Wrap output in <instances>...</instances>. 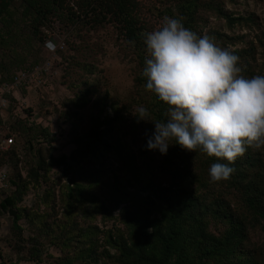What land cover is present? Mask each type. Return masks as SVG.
Returning <instances> with one entry per match:
<instances>
[{
    "label": "trees",
    "instance_id": "obj_1",
    "mask_svg": "<svg viewBox=\"0 0 264 264\" xmlns=\"http://www.w3.org/2000/svg\"><path fill=\"white\" fill-rule=\"evenodd\" d=\"M165 1L168 4L160 14L182 18L184 26L199 36L207 35L216 45L232 50L239 57L241 75H264V59L260 61L259 56L261 52L264 56V28L254 39L245 40L259 27L253 15L228 12L219 0ZM206 14L223 19L229 29L237 25L248 32L206 28ZM53 19L73 28L111 24L135 54L132 102L147 108L151 119L166 121L169 106L146 87L143 74L150 55L140 0H0V83L11 78V67L28 59L24 52L17 60L15 44L29 51L32 44L44 43ZM80 67L86 74L95 71L92 64ZM81 82L84 89L74 93L78 107L95 93L88 78ZM92 102L98 110L90 111L87 126L81 125L84 116L77 110L64 113L71 122L70 141L75 145L69 155L55 157L39 141L36 145L27 140L21 146L15 137L0 150V167H6L10 183L0 200V215L16 209L11 224L16 254L42 262L43 243L35 233L41 229L61 252L56 258L51 256L55 264H264V242L256 239L259 231L264 232V147H249L231 162L235 170L228 179L213 182L211 164L229 163L226 159L179 144H171L166 154L150 150L146 144L153 121L140 120L135 112L127 120L114 105L113 115L102 118L106 100ZM8 123V135L31 136L25 121ZM127 128L132 142H140L136 149L123 139ZM54 167L61 168L66 180L58 194L51 176ZM43 183L48 186L40 192ZM30 189L40 204L51 207L54 216L56 205L61 207V216L48 222L47 215L34 207L19 206ZM21 218L32 231L27 238ZM0 259L12 264L3 260L1 252Z\"/></svg>",
    "mask_w": 264,
    "mask_h": 264
},
{
    "label": "rangeland",
    "instance_id": "obj_2",
    "mask_svg": "<svg viewBox=\"0 0 264 264\" xmlns=\"http://www.w3.org/2000/svg\"><path fill=\"white\" fill-rule=\"evenodd\" d=\"M164 0H140L141 18L148 28V32L159 29L165 22L164 15L159 10L164 8L168 2ZM223 7L235 15L254 16L258 28L255 27L248 33L245 40L254 39V34L264 28V0H219ZM207 15V14H206ZM206 28L216 27L227 33H247V28L234 26L229 29L223 19L211 15L206 16ZM51 29L46 30V41L44 43L32 44L29 51H23L16 45V57L19 60L26 52L28 59L18 66L10 69L11 78L19 70L31 69L35 66L43 68L39 77H35L29 85L21 84L14 86L11 93L4 94L6 103L0 105V150H5V139L12 136L21 146L27 145V140H31L37 145L39 141L45 151L58 157L62 154L69 155L75 148L70 141L71 122L65 117L66 112L77 110L83 114L81 125L87 126L91 119L90 111L94 113L98 110L93 105L92 100H106V106L102 112L103 116H112V106H117L120 113L129 120L130 116L136 112L140 104L132 102L135 96V64L136 58L133 49L119 36L117 30L111 24H104L97 28H73L69 25L53 19L50 23ZM260 28V29H259ZM26 30V29H23ZM22 46V42H19ZM239 43L237 46H242ZM52 45V47H49ZM260 50V49H259ZM1 54V51H0ZM260 61L264 59L262 52L259 53ZM16 60V61H17ZM36 61L35 63H33ZM88 63L95 66L92 74H86L80 64ZM11 78L7 81L10 82ZM88 78L94 86V95L86 103H80V107L75 105L74 93L84 89L81 82ZM1 84V83H0ZM23 120L26 126L31 129V136L20 138L8 135L11 130L8 122ZM46 129V136L42 137ZM128 128L123 132V139L132 144L136 149L140 142H132V133H127ZM138 133L135 134V136ZM138 138V137H136ZM135 138V139H136ZM115 168L116 165L114 164ZM24 176L25 171H21ZM52 180L55 183L54 190L58 194L60 184L65 183L61 168L54 167L51 171ZM48 184L43 183L40 192L47 188ZM6 190L0 192V200L4 197V192L9 191L10 183L7 181ZM35 191L30 189L24 196L19 206L36 209L38 212L47 215V221L52 222L53 218L61 216L62 208L56 205L55 212L51 207L40 204ZM16 212V209H14ZM13 216L6 212L0 215V252L3 260L12 264H55L54 258L60 256L61 252L57 245L50 242V236L44 234L40 229L35 233L43 243L42 262L35 263L20 257L13 250L11 224ZM99 221V216L97 218ZM23 228L22 234L25 238L32 235L27 221L24 218L19 220ZM256 239L264 242V232L259 231ZM10 243V244H9ZM53 256V257H51ZM0 264H4L0 259Z\"/></svg>",
    "mask_w": 264,
    "mask_h": 264
},
{
    "label": "clouds",
    "instance_id": "obj_3",
    "mask_svg": "<svg viewBox=\"0 0 264 264\" xmlns=\"http://www.w3.org/2000/svg\"><path fill=\"white\" fill-rule=\"evenodd\" d=\"M144 41L146 87L169 106L166 121L151 119L143 106L135 112L155 124L146 147L166 154L179 144L224 158L229 163H212L209 177L228 179L231 162L249 147H264V75H241L238 55L185 27L182 18L165 17Z\"/></svg>",
    "mask_w": 264,
    "mask_h": 264
},
{
    "label": "built area",
    "instance_id": "obj_4",
    "mask_svg": "<svg viewBox=\"0 0 264 264\" xmlns=\"http://www.w3.org/2000/svg\"><path fill=\"white\" fill-rule=\"evenodd\" d=\"M43 68L40 66H35L30 70L23 69L14 73L10 82H3L0 84V105L6 103V97L4 94L11 93V89L14 86H19L21 84L29 85L35 77H39L42 73ZM5 146H9L13 142V137L10 136L5 140ZM7 186V170L6 167H0V192Z\"/></svg>",
    "mask_w": 264,
    "mask_h": 264
},
{
    "label": "water",
    "instance_id": "obj_5",
    "mask_svg": "<svg viewBox=\"0 0 264 264\" xmlns=\"http://www.w3.org/2000/svg\"><path fill=\"white\" fill-rule=\"evenodd\" d=\"M72 183H73V181L70 179V180H69V184H72ZM9 214H11V215L13 216L14 219L16 218V212H15V210L10 211Z\"/></svg>",
    "mask_w": 264,
    "mask_h": 264
}]
</instances>
